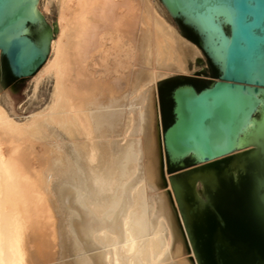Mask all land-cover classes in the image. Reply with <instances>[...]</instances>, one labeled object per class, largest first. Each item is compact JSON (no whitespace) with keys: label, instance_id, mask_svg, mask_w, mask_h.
Here are the masks:
<instances>
[{"label":"bare ground","instance_id":"6f19581e","mask_svg":"<svg viewBox=\"0 0 264 264\" xmlns=\"http://www.w3.org/2000/svg\"><path fill=\"white\" fill-rule=\"evenodd\" d=\"M166 3L33 0L16 34L56 12L33 77L35 90L44 81L52 89L25 117L0 95V264H198L185 221L201 218L202 207H190L166 170L157 81L193 73L205 54L169 21ZM258 97L229 169L218 173L216 158L188 177L197 197L237 179L246 151H264Z\"/></svg>","mask_w":264,"mask_h":264},{"label":"water","instance_id":"95a60500","mask_svg":"<svg viewBox=\"0 0 264 264\" xmlns=\"http://www.w3.org/2000/svg\"><path fill=\"white\" fill-rule=\"evenodd\" d=\"M170 14L187 27L218 77L201 88L182 82L170 92L171 121L163 131L166 170L172 185L186 189L191 208L201 204L202 217L186 222L198 264H264V151H246V169L206 187L202 197L187 180L216 163L221 173L232 161L237 135L264 97V0H166ZM33 0H0V68L12 102L22 98L16 87L33 75L47 57L49 26L38 24L28 35ZM161 87H157L163 124ZM192 152L195 158H188ZM229 169V167H228ZM184 217L185 210L180 206ZM185 220V218H184Z\"/></svg>","mask_w":264,"mask_h":264},{"label":"rangeland","instance_id":"374dc122","mask_svg":"<svg viewBox=\"0 0 264 264\" xmlns=\"http://www.w3.org/2000/svg\"><path fill=\"white\" fill-rule=\"evenodd\" d=\"M45 15L46 16H45L44 20H45L46 26L53 27L55 25V23H56L55 21L57 19L56 12L53 10V8H51V10L48 13H46ZM168 18H169V21L171 23H173V25L178 29V31H180L181 34H183L182 32H184V30L182 29V25H181L180 21H178L176 18H174L171 15H169ZM31 29H35V27L34 26L31 27ZM54 33L55 32H53V35H55ZM189 63H190L189 64L190 67L192 68L193 64L191 62H189ZM6 66H7V64H6L5 60L1 56L0 57V68L6 67ZM141 67H142V62L139 61L138 65L136 66V69H140ZM197 67H199V68H197L193 73L173 74V75L164 77V78L157 81V87L159 86V88H160V85H163V87H161V91L164 93V97L167 99L168 95H170V92L173 90V88L182 82H194L199 88H201L205 85L210 84L214 79H216V76L213 72V69L210 65V62L205 55H204L203 59L201 58V60L197 62ZM35 74L36 73H34L33 75H31L29 77H25L23 85L16 87V93L22 98L20 101L13 102V109L15 110L17 117H25L27 115H30V113L33 110L45 105L50 98L52 83L44 81L35 90V85L33 82V77L35 76ZM5 92L6 91H5V88H4V85L2 82V78L0 75V95H2L3 97H6ZM11 100H12V98H11ZM170 110H171V108H170L169 104L167 103L165 106V110L163 111V114H164L163 115L164 121L162 124L163 131H164L165 127L167 126V124L171 121L172 117L170 114ZM167 172H168V174H170L169 171H167ZM165 186L166 185L164 184L162 186V189L166 191L168 200H169L170 204L172 205V207H174L173 210L177 214L178 213L177 212L178 203H177V201L173 195L174 193L172 191V188H169L170 186L169 187L168 186L165 187ZM178 215L180 216V214H178ZM178 215H177V222H178V225H179L180 230H181V222H180L181 218H179ZM188 247H189V249H192L190 246H188Z\"/></svg>","mask_w":264,"mask_h":264},{"label":"flooded vegetation","instance_id":"af4514ba","mask_svg":"<svg viewBox=\"0 0 264 264\" xmlns=\"http://www.w3.org/2000/svg\"><path fill=\"white\" fill-rule=\"evenodd\" d=\"M188 31L187 32H185V35L188 37V38H190L191 40H194L195 39V37H194V34L187 28V27H185ZM211 65V64H210ZM211 67H212V69H213V72H214V74H215V76H216V78L218 77V70L214 67V66H212L211 65ZM195 87H197V88H199L194 82H191ZM161 101H162V108H163V111L165 110V106H166V104L168 103L169 104V106H170V108L172 107V104H171V100H170V98H169V95H168V97H167V99L164 97V93L161 91ZM170 114H171V110H170Z\"/></svg>","mask_w":264,"mask_h":264}]
</instances>
